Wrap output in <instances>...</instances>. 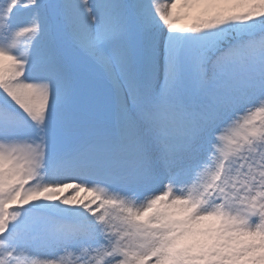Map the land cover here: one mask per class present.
Instances as JSON below:
<instances>
[{
    "label": "snow or ice",
    "instance_id": "obj_1",
    "mask_svg": "<svg viewBox=\"0 0 264 264\" xmlns=\"http://www.w3.org/2000/svg\"><path fill=\"white\" fill-rule=\"evenodd\" d=\"M0 264H264V0H0Z\"/></svg>",
    "mask_w": 264,
    "mask_h": 264
}]
</instances>
